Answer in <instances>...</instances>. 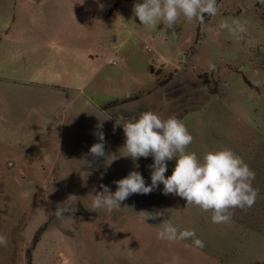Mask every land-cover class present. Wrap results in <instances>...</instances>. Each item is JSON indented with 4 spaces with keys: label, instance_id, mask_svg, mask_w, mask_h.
<instances>
[{
    "label": "rangeland",
    "instance_id": "1",
    "mask_svg": "<svg viewBox=\"0 0 264 264\" xmlns=\"http://www.w3.org/2000/svg\"><path fill=\"white\" fill-rule=\"evenodd\" d=\"M137 2L142 0H0V39L12 26L6 50L27 51L30 37L39 34L29 31H41L61 50L46 58L63 59V70L77 73L79 87L120 73L123 86L116 90L126 94L134 74L150 77L139 92L102 108L148 96L161 119L185 116L195 134L186 151L202 160L227 147L242 157L255 172V204L232 210L227 224L212 222L202 249L190 247V239H147L144 225H123L131 237L116 239V225L94 223L99 213L69 198L72 167L86 172V161L72 160L73 139H0V234L8 238L0 246V264H166L168 255L156 247L167 251L172 245L176 264H264V0H219L217 14L203 25L181 17L175 40L163 25L142 26L132 10ZM235 18L247 22L240 41L219 28ZM14 66L21 72L51 64ZM204 126L206 138L195 139ZM174 167L175 160L167 162L169 176ZM57 208L76 211L61 221L53 213ZM194 249L201 254H189Z\"/></svg>",
    "mask_w": 264,
    "mask_h": 264
},
{
    "label": "crops",
    "instance_id": "2",
    "mask_svg": "<svg viewBox=\"0 0 264 264\" xmlns=\"http://www.w3.org/2000/svg\"><path fill=\"white\" fill-rule=\"evenodd\" d=\"M12 32L11 26L5 37L0 39V139H56V141L57 139H73L71 142L72 160L86 161V172L72 167L71 181L72 185L75 184L72 194L77 197L72 200L77 202L73 204L76 206L90 209L93 195L102 191L101 185L115 192L114 182L125 178L131 171H139L145 179L146 186L150 185L151 170L148 166L153 163V158H140L134 162L131 158L120 157L122 155L120 149L125 143V136L122 127L116 126L115 121L120 116H124L126 120L135 119L147 111L157 114L159 107H150L146 103L148 96L134 103L120 104L105 109L102 106L105 102L121 100L134 95L147 82L151 84V78L144 81L143 77L134 74L136 82L133 81L126 86V94L125 89L120 93L116 90L123 86L120 82V73L112 76L104 75L105 77L103 76L104 78L100 81L93 78L85 86L79 87L75 84L77 73L71 71L72 68L63 70L64 66L60 64L63 59L58 61L57 56L46 58L48 55L58 54L57 51L61 52L52 40L47 41L41 31H29L39 33L37 36L30 37L29 49L26 51L13 47L9 51L8 46L6 50L7 43L4 41ZM16 62H24V65L33 63L34 67L44 63H50L51 66L48 69L35 68L31 71L26 68L25 71L20 72L15 69L14 63ZM70 63L78 64L79 62L71 59ZM75 69L77 71V68ZM143 95L146 96V92ZM165 107L166 105L163 106ZM184 117L181 119L183 122L186 119ZM106 118H111V120H104ZM99 119L103 123L102 129L97 128V125L101 123ZM185 125L194 138V128L186 123ZM98 131H102L105 137V153L109 156L107 159L95 158L89 153L93 144L100 143L95 135ZM197 131L195 139H198L199 135H202V139L206 138L205 126ZM60 156L62 159L61 152ZM136 164L139 165L138 168L135 167ZM165 176H169L168 172ZM142 211L160 212L163 215L155 220L144 222L138 215ZM98 213L94 223L116 225L120 231L114 238L120 240L131 237L123 226L126 224L144 225L140 231L145 229L146 238L157 241H166L157 238L159 223L165 219L170 220L181 230L194 231L200 240L207 239L206 232L212 224L208 212H201L195 206L186 208L184 199L173 194L164 195L162 184L150 194L131 195L122 202L118 210L111 213L107 211ZM205 246H207L206 243ZM156 249L168 255L167 261L165 260L166 264H176V249L173 245L167 251L162 250V247H156ZM189 254L197 256L201 252L194 249ZM180 264H184V261Z\"/></svg>",
    "mask_w": 264,
    "mask_h": 264
},
{
    "label": "clouds",
    "instance_id": "3",
    "mask_svg": "<svg viewBox=\"0 0 264 264\" xmlns=\"http://www.w3.org/2000/svg\"><path fill=\"white\" fill-rule=\"evenodd\" d=\"M132 10L142 26L157 29L158 25H163L165 33L170 32L171 39L175 40L178 35L175 31L176 24L181 17L189 22L198 20L203 25L205 15L217 14L218 3L217 0H142L135 3ZM246 23L235 18L231 22H221L219 28L240 41L245 38ZM209 67L211 72L216 71L215 64H210ZM115 122L116 126L122 127L125 136L120 157L131 158L134 162L140 158H153V163L148 166L151 170V184L146 186L141 173L131 171L125 178L114 182L115 192L101 185L102 191L93 195L89 211L111 213L120 209L122 202L131 195L150 194L160 184L163 185L164 195L173 194L184 199L186 208L195 206L201 212H211V221L214 224H227L232 219V210L251 208L255 204L259 194L252 187L255 172L242 157L227 147L206 152L202 160L195 152L186 151L194 138L181 119L175 116L161 119L158 114L147 111L130 120L120 116ZM102 127L101 121L97 128ZM95 135L100 143L93 144L89 153L95 158L107 159L109 156L105 153L104 134L98 131ZM172 160H175V167L172 174L166 177L167 162ZM135 167L138 168L139 165L136 164ZM75 211V208H57L53 213L58 220L63 221L66 212ZM138 215L145 222L155 220L163 213L142 211ZM157 238L168 242L190 239V247H205L194 231L181 230L167 219L159 223ZM7 243L8 238L0 234V246L6 247Z\"/></svg>",
    "mask_w": 264,
    "mask_h": 264
},
{
    "label": "built area",
    "instance_id": "4",
    "mask_svg": "<svg viewBox=\"0 0 264 264\" xmlns=\"http://www.w3.org/2000/svg\"><path fill=\"white\" fill-rule=\"evenodd\" d=\"M110 63H111V64H117V61H115V60H110Z\"/></svg>",
    "mask_w": 264,
    "mask_h": 264
},
{
    "label": "trees",
    "instance_id": "5",
    "mask_svg": "<svg viewBox=\"0 0 264 264\" xmlns=\"http://www.w3.org/2000/svg\"><path fill=\"white\" fill-rule=\"evenodd\" d=\"M219 0H217L218 2ZM209 18V16L205 15L204 20L206 21Z\"/></svg>",
    "mask_w": 264,
    "mask_h": 264
}]
</instances>
